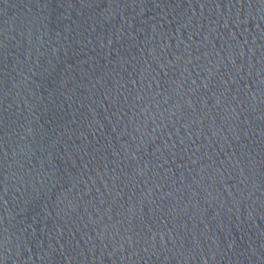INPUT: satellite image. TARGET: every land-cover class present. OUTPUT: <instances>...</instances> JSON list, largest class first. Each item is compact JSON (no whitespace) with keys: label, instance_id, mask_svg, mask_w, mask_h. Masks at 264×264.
<instances>
[{"label":"water","instance_id":"water-1","mask_svg":"<svg viewBox=\"0 0 264 264\" xmlns=\"http://www.w3.org/2000/svg\"><path fill=\"white\" fill-rule=\"evenodd\" d=\"M0 264H264V0H0Z\"/></svg>","mask_w":264,"mask_h":264}]
</instances>
